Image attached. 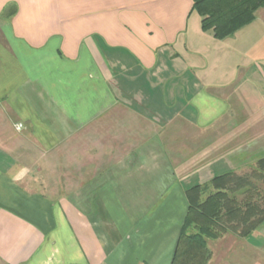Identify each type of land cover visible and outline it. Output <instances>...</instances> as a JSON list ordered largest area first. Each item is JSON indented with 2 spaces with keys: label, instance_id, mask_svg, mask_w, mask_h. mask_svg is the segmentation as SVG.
I'll return each instance as SVG.
<instances>
[{
  "label": "crops",
  "instance_id": "obj_1",
  "mask_svg": "<svg viewBox=\"0 0 264 264\" xmlns=\"http://www.w3.org/2000/svg\"><path fill=\"white\" fill-rule=\"evenodd\" d=\"M261 160L264 8L217 40L193 0H0V264H171L186 191Z\"/></svg>",
  "mask_w": 264,
  "mask_h": 264
},
{
  "label": "trees",
  "instance_id": "obj_2",
  "mask_svg": "<svg viewBox=\"0 0 264 264\" xmlns=\"http://www.w3.org/2000/svg\"><path fill=\"white\" fill-rule=\"evenodd\" d=\"M263 8L264 0H193L202 31L211 32L217 40L253 23ZM257 182L264 185V160L249 175L228 172L187 190L188 213L171 264H209L210 239H219L228 229L242 238L257 231L264 223V195Z\"/></svg>",
  "mask_w": 264,
  "mask_h": 264
},
{
  "label": "rangeland",
  "instance_id": "obj_3",
  "mask_svg": "<svg viewBox=\"0 0 264 264\" xmlns=\"http://www.w3.org/2000/svg\"><path fill=\"white\" fill-rule=\"evenodd\" d=\"M249 173H250V169H246L245 172L243 171L241 173V175H237V176H246V175H249ZM36 185L39 186V189H40L41 183H36ZM256 185H258V188L260 187V191L264 195V185H263V183L257 182ZM225 224H226L227 227L230 226L228 223H225ZM263 225H264V223L257 229V231L253 232V234L258 232V233H261L262 235H264V227H263ZM228 230L229 231L227 233H222L219 239H225V240H229L231 242L229 244V246L232 244V247L231 248H229V246L228 247L226 246L225 248H220L221 250H223L225 252V255H227V256L229 255L230 256L233 253H235V250L238 249L237 247H235V244H237L235 242H237L239 240H243V238L239 235L238 232H235V231H233L231 229H228ZM219 239H217V240H219ZM257 239H259V240H262L263 239L264 240V236H261V237H259ZM217 240L210 239L208 242H215ZM231 252H233V253H231ZM244 255H245V253H244ZM226 257H225V259H226ZM236 258H237V256H236ZM236 258H235V260H236Z\"/></svg>",
  "mask_w": 264,
  "mask_h": 264
},
{
  "label": "built area",
  "instance_id": "obj_4",
  "mask_svg": "<svg viewBox=\"0 0 264 264\" xmlns=\"http://www.w3.org/2000/svg\"><path fill=\"white\" fill-rule=\"evenodd\" d=\"M21 127H22V126H18V128H17V129H18V130H20V129H21Z\"/></svg>",
  "mask_w": 264,
  "mask_h": 264
}]
</instances>
